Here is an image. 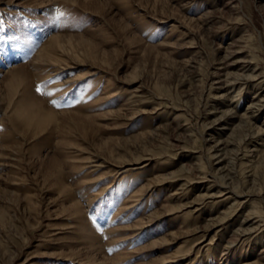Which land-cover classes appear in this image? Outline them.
Instances as JSON below:
<instances>
[{"label":"rangeland","instance_id":"obj_1","mask_svg":"<svg viewBox=\"0 0 264 264\" xmlns=\"http://www.w3.org/2000/svg\"><path fill=\"white\" fill-rule=\"evenodd\" d=\"M0 264H264V0H0Z\"/></svg>","mask_w":264,"mask_h":264}]
</instances>
